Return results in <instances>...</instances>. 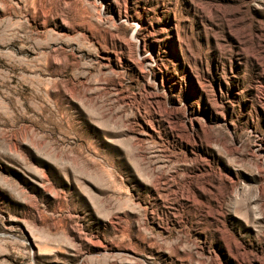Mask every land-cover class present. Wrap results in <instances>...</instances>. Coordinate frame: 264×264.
<instances>
[{
    "label": "rangeland",
    "instance_id": "obj_1",
    "mask_svg": "<svg viewBox=\"0 0 264 264\" xmlns=\"http://www.w3.org/2000/svg\"><path fill=\"white\" fill-rule=\"evenodd\" d=\"M3 37L0 264H264V0H0Z\"/></svg>",
    "mask_w": 264,
    "mask_h": 264
},
{
    "label": "bare ground",
    "instance_id": "obj_2",
    "mask_svg": "<svg viewBox=\"0 0 264 264\" xmlns=\"http://www.w3.org/2000/svg\"><path fill=\"white\" fill-rule=\"evenodd\" d=\"M3 36H5V35H3ZM7 37H9V36H7ZM16 44H17L16 38H4V37L1 38L0 39V50H2V51L5 50V51H3V52L0 51L1 52L0 56H3L4 59L8 58V61H9V59L12 60V58L15 59L17 56H19L23 52V50L21 48H18V47L15 48ZM13 48H15V49L12 50ZM3 64H5V63H3Z\"/></svg>",
    "mask_w": 264,
    "mask_h": 264
}]
</instances>
